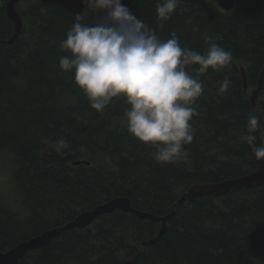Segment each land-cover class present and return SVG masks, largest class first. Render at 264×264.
<instances>
[{"label":"trees","instance_id":"obj_1","mask_svg":"<svg viewBox=\"0 0 264 264\" xmlns=\"http://www.w3.org/2000/svg\"><path fill=\"white\" fill-rule=\"evenodd\" d=\"M6 1L0 0V158L10 168L11 186L10 196L0 192V250L125 196L135 209L156 215L175 209L168 231L155 243L141 247L157 233L152 222L115 210L86 228L62 232L18 264H264V186L176 203L194 184L239 177L257 167L242 136L249 112L264 122V86L252 107L242 67L253 89L264 64V0H234L231 11L211 0H181L163 27L156 0H123L162 40L175 32L182 47L203 52L207 34L233 55L230 67L201 77L199 115L191 121L194 139L184 146L187 161L176 164L156 163L155 149L127 132L123 99L96 112L72 73L60 70L59 57L67 54L60 43L75 15L33 0L17 10L21 33L7 44L14 24ZM84 1L81 22H98L102 14ZM226 75L231 86L221 94ZM60 138L70 145L63 154L55 150ZM75 160L89 163L73 165Z\"/></svg>","mask_w":264,"mask_h":264},{"label":"clouds","instance_id":"obj_2","mask_svg":"<svg viewBox=\"0 0 264 264\" xmlns=\"http://www.w3.org/2000/svg\"><path fill=\"white\" fill-rule=\"evenodd\" d=\"M180 2L156 0L155 15L161 27ZM87 4L102 15L91 25L82 23L80 15L75 17L60 43L67 53L59 57L60 70L72 73L74 84L96 112H103L114 98L123 99L127 132L155 149L151 155L156 163L186 162L184 146L194 139L191 121L199 115L195 105L204 92L201 77L210 69L219 72L230 67L232 53L207 34L203 35L207 45L203 52L182 47L175 32L162 40L123 0H87ZM230 86L226 75L219 93H227ZM242 140L257 162L264 161L261 116L247 114ZM69 147L64 138L55 142L59 154Z\"/></svg>","mask_w":264,"mask_h":264},{"label":"water","instance_id":"obj_3","mask_svg":"<svg viewBox=\"0 0 264 264\" xmlns=\"http://www.w3.org/2000/svg\"><path fill=\"white\" fill-rule=\"evenodd\" d=\"M22 0H7L6 1V14L7 17L14 24L13 34L5 40V43L12 44L19 37L22 29V18L16 9V4ZM45 6L58 5L73 15H82L85 9L84 0H39ZM218 5L223 11H231L234 9V0H218ZM242 79L244 94L250 101L252 107L256 104L257 95L260 93L264 86V64L259 74L256 86L250 89L245 70L242 67ZM257 135L258 133H254ZM258 143V141H257ZM255 160V159H254ZM256 162V169L251 173L244 174L239 177L227 178L220 182L200 183L194 184L181 193L176 203L183 206L185 203H190L198 198L213 196L223 197L235 190L253 189L264 186V161ZM87 160H75L73 165L88 164ZM115 210H121L126 213H131L140 219L152 222L157 228V233L149 239L141 242V247L155 243L161 235L168 231V223L175 214V209L164 215H156L148 211L135 209L130 204L128 197L119 196L109 199L108 201L98 204L92 209L85 210L77 214L72 220L49 229L44 230L38 235L29 237L25 240L18 242L13 247L2 251L0 250V264H18L21 259L28 255L32 250L40 249L46 246L51 240L59 236L62 232L70 229H82L91 225V223L99 216L110 214ZM123 264H131V260Z\"/></svg>","mask_w":264,"mask_h":264},{"label":"rangeland","instance_id":"obj_4","mask_svg":"<svg viewBox=\"0 0 264 264\" xmlns=\"http://www.w3.org/2000/svg\"><path fill=\"white\" fill-rule=\"evenodd\" d=\"M33 0H22L16 4V9L19 11L20 8L25 7L28 3H31ZM213 6L218 9H221L218 5V0H211ZM10 168L4 164L3 159L0 158V192H7L8 196H10L9 188L11 186L9 179Z\"/></svg>","mask_w":264,"mask_h":264}]
</instances>
